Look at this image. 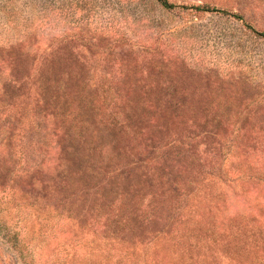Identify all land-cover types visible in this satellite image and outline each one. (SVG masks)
Segmentation results:
<instances>
[{
	"label": "rangeland",
	"instance_id": "1",
	"mask_svg": "<svg viewBox=\"0 0 264 264\" xmlns=\"http://www.w3.org/2000/svg\"><path fill=\"white\" fill-rule=\"evenodd\" d=\"M0 0V264H264V0Z\"/></svg>",
	"mask_w": 264,
	"mask_h": 264
},
{
	"label": "trees",
	"instance_id": "2",
	"mask_svg": "<svg viewBox=\"0 0 264 264\" xmlns=\"http://www.w3.org/2000/svg\"><path fill=\"white\" fill-rule=\"evenodd\" d=\"M162 6L171 8L174 7L175 4L170 3L168 0H157Z\"/></svg>",
	"mask_w": 264,
	"mask_h": 264
}]
</instances>
